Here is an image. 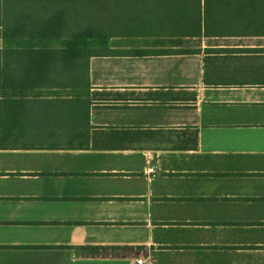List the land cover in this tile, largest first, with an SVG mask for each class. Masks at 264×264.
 Segmentation results:
<instances>
[{"label":"crops","instance_id":"0c3cea01","mask_svg":"<svg viewBox=\"0 0 264 264\" xmlns=\"http://www.w3.org/2000/svg\"><path fill=\"white\" fill-rule=\"evenodd\" d=\"M14 14L108 45L15 61L0 25V264H264V0H0Z\"/></svg>","mask_w":264,"mask_h":264},{"label":"trees","instance_id":"16d2710c","mask_svg":"<svg viewBox=\"0 0 264 264\" xmlns=\"http://www.w3.org/2000/svg\"><path fill=\"white\" fill-rule=\"evenodd\" d=\"M33 8L36 9V7ZM96 21L108 27L121 24V19L116 17L102 20L96 19L94 22ZM0 25L5 45L13 44L18 49H21L13 52L9 50L10 55L6 52V48L2 50L3 58L9 55L15 61H20L21 59L30 61L39 59V55L44 52L37 49L52 42L60 43L64 47L61 51L62 58H72L85 54L91 46L105 47L108 45V36H105L94 26L81 28L77 32H70L71 29L67 21H65L63 14L46 19L32 18L28 14L23 16L14 14L12 19H0ZM60 32L62 34H58ZM27 69L31 70V68ZM4 70L5 68L1 69V76L6 75ZM17 70L20 75H23V70H26V68L20 67Z\"/></svg>","mask_w":264,"mask_h":264},{"label":"built area","instance_id":"2783aa9c","mask_svg":"<svg viewBox=\"0 0 264 264\" xmlns=\"http://www.w3.org/2000/svg\"><path fill=\"white\" fill-rule=\"evenodd\" d=\"M154 169L152 167L147 168V173L150 174V176L154 175ZM138 262H142L141 259L137 260Z\"/></svg>","mask_w":264,"mask_h":264}]
</instances>
